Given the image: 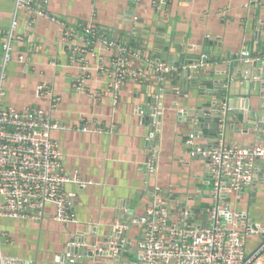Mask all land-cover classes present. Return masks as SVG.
Masks as SVG:
<instances>
[{
    "label": "crops",
    "instance_id": "crops-1",
    "mask_svg": "<svg viewBox=\"0 0 264 264\" xmlns=\"http://www.w3.org/2000/svg\"><path fill=\"white\" fill-rule=\"evenodd\" d=\"M39 6L60 22L35 18L18 8L14 0H0V75L3 65L5 70L1 103L19 111L41 109L62 126L52 130L50 137L59 144L65 172L73 180L65 189L79 223L57 222L52 204L45 206L40 220L0 218V250L33 264H54L67 243L82 234L88 224L99 226L98 237L92 238V243L98 244L112 234L118 218L143 216L157 189L173 193V209L184 202L197 208V222L206 218L211 202L199 195L209 189L206 165L191 155L186 142L192 136L195 144L212 142L210 128L197 127L199 113L210 110L202 84L224 76L225 65L232 61L230 55L240 56L244 50L255 57L264 55V6L250 0H40ZM14 22L11 60L5 64L3 45ZM90 23L97 25L99 35L129 46L134 54L130 66L142 73L140 79L130 77L126 81L117 101L108 87L115 77L117 51L85 33L83 26ZM132 26L133 32L129 30ZM68 27L74 28L77 36L65 40ZM136 27L143 33L151 27L152 32L162 33L163 39L171 37L165 43L171 44L174 56H180L175 51L178 44L193 46L191 56L195 57L201 55L198 48L207 40L214 42L210 60L196 72L200 80L187 87L177 85V76L183 71L180 66V72L160 81L147 60L163 62L165 52L154 47V34L147 41L138 39ZM75 47L83 50L80 54L88 64L84 93L73 88L81 74L79 65L71 62ZM157 52L160 59L153 56ZM41 83L52 87V95L37 94ZM166 84L172 88L167 90ZM150 97L157 100L156 104H148ZM53 98L59 99L56 108ZM259 101V97H251L254 111ZM146 106L147 113L142 114ZM237 107L246 109L240 102ZM152 109L154 113L148 111ZM209 113L214 122L212 111ZM229 119L241 125L229 121L227 143L259 142L257 134L243 131V116L232 113ZM153 129L157 133L153 144L157 173L148 178L145 164ZM258 202L264 203V192ZM140 232V227H132V244Z\"/></svg>",
    "mask_w": 264,
    "mask_h": 264
},
{
    "label": "built area",
    "instance_id": "built-area-1",
    "mask_svg": "<svg viewBox=\"0 0 264 264\" xmlns=\"http://www.w3.org/2000/svg\"><path fill=\"white\" fill-rule=\"evenodd\" d=\"M14 1L18 8L31 12L35 18L60 22L56 16L40 8V0ZM250 3L264 6V0H250ZM15 26L16 22L3 45L5 64L11 60ZM83 28L86 34H93L102 44L117 51L113 60L115 77L108 84L117 101L126 81L130 77L140 79L142 76L140 70L130 66L133 51L127 45L99 35L97 25L93 23ZM76 36L74 28L68 27L64 31L65 40ZM82 52L80 47H75L71 62L78 64L81 70L73 88L84 93L89 74ZM240 56L244 60L250 56L249 50L242 51ZM147 63L158 72L160 81H165L166 76L173 72H180L179 67L166 62L147 60ZM204 64L194 63L181 69L199 71ZM4 75L3 65L0 75V218L40 220L45 206L52 204L57 222L78 224L65 189V185L73 180L65 172L59 144L50 137L52 130L62 126L53 122L41 109L19 111L4 107L1 103ZM52 93L53 89L47 83L37 86L40 97ZM53 100V108H56L59 99ZM226 110L232 111L228 107ZM141 113L145 114L144 110ZM229 121L232 125H241L235 120ZM228 123L223 118L219 121L216 137L211 143L195 144L194 136L186 142L192 149L191 155L205 162L207 182H213L211 189L199 192L201 197L211 202L206 209V218L197 222V210L184 202L180 203V208L173 209L170 202L173 193L157 189L143 216L118 218L112 234L98 244L92 243V238L98 237L99 226L90 223L82 234L67 243L60 256L69 258L68 264H264V203L258 202L264 192V141L259 139L256 129L251 130L250 124L244 122L243 131L257 134L259 142L229 144L226 141ZM83 128L87 130L86 126ZM156 139L157 133L153 129L149 137L151 152L145 164L148 178L155 177L157 173V152L153 149ZM204 222H207L205 228ZM133 226L140 227L141 232L132 244L129 234ZM0 264L33 262L6 255L0 250Z\"/></svg>",
    "mask_w": 264,
    "mask_h": 264
},
{
    "label": "water",
    "instance_id": "water-1",
    "mask_svg": "<svg viewBox=\"0 0 264 264\" xmlns=\"http://www.w3.org/2000/svg\"><path fill=\"white\" fill-rule=\"evenodd\" d=\"M133 28L132 26L129 30L133 32ZM147 30V33H143L139 27H136L135 36L138 37V39L140 38L141 41H143L144 38L147 41L150 39V35L154 34L156 43L154 47H158L161 51L165 52L163 62H168L169 65L183 67L194 63H207L210 60L209 57L211 56L214 43L211 40H207L204 46L198 48V50L202 52L201 55L193 57L191 56L193 49H195L193 46L178 44L175 51L178 52L180 56H174L172 54L171 44L165 43L169 42L171 37L169 39L166 38V41V39L161 37L162 33L159 35L158 32H152L153 30L151 27H148ZM158 30L163 31L161 29ZM129 37L130 34L128 35V39ZM220 55L216 54L218 57H220ZM153 56H156L158 59L162 57L160 52L153 54ZM229 57H231L230 60L232 61H230L229 65H225L226 71L224 76L215 80L213 79L212 82L206 81L202 84V87L206 90V93L204 92L206 94H204V97L208 99L206 103L210 110L199 113L197 127L210 128V135L213 140L216 137L219 121L223 118L225 122L228 123L230 113H235L237 116H243L242 120L250 124L249 128L251 130L256 129L259 139L264 141V55L257 58L250 52V56L244 60H241V56L230 55ZM196 72V70L189 69L182 71L181 74L177 76V85L187 87L190 82L199 81V73L197 74ZM188 76L191 77L189 80L187 79ZM170 78V75L166 76V80ZM165 88L168 90L172 88V86L166 84ZM237 88L241 91L239 92ZM252 96L259 97L260 99L257 111H254L252 105H250ZM147 102H149V105L151 103L156 104L157 100L154 97H150L147 98ZM239 102L244 105V108H246L245 110L238 109L237 104ZM226 107L231 108L232 111L228 112ZM148 111L154 113L153 109ZM209 111H212L211 118L214 119V122L210 121ZM144 112L147 113V106ZM193 209L197 210V208L194 207ZM206 226L207 222H204L203 227L205 228ZM68 260L69 258L60 256L54 264H68Z\"/></svg>",
    "mask_w": 264,
    "mask_h": 264
},
{
    "label": "rangeland",
    "instance_id": "rangeland-1",
    "mask_svg": "<svg viewBox=\"0 0 264 264\" xmlns=\"http://www.w3.org/2000/svg\"><path fill=\"white\" fill-rule=\"evenodd\" d=\"M212 186H213V182L210 181V182H209V185H208L209 189H211ZM231 199H232V198H231ZM204 207L206 208V207H208V206L205 205ZM257 238H258V237L254 238V239H257Z\"/></svg>",
    "mask_w": 264,
    "mask_h": 264
}]
</instances>
